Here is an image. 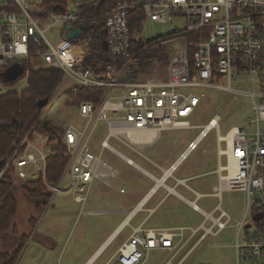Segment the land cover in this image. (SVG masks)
<instances>
[{"label": "built area", "instance_id": "2783aa9c", "mask_svg": "<svg viewBox=\"0 0 264 264\" xmlns=\"http://www.w3.org/2000/svg\"><path fill=\"white\" fill-rule=\"evenodd\" d=\"M131 15L142 18L135 35L143 31L146 22H182L183 26L174 30L170 40L161 41L163 48L178 37L194 35V39L185 41L178 50L171 48L166 66L155 65L149 71L150 76L124 81L122 78L129 73L136 56L131 52ZM82 23L77 9L53 14L41 11L37 1L0 0L2 73L9 68L21 69L23 63L31 65V61H40V68L62 71L73 83L70 88L104 89L97 104L83 101L76 106L77 120L61 133L67 161L57 184L46 181L45 162L52 154L48 148H57L59 142L49 143L48 136L37 132L35 127L3 163L0 176L11 168L18 182L41 180L49 192L45 210L52 205L54 196L61 193L69 194L81 207L80 214H95L98 212L84 211L94 181L108 186L117 176V172L101 160L103 151L133 165L131 159L109 145L110 138L138 153L150 137L155 139L164 130L199 129L177 160L167 170H162L161 178L155 180L164 185L208 133L215 130L220 161L219 185L213 188L210 196L220 198L222 191L232 190L246 194V211L237 223L233 242L235 264H264V0H113L103 21L105 52L110 58L124 59V62L99 68L97 74L84 67L87 54L80 42L82 36L71 41L66 38L67 26L79 30ZM246 74L257 84L256 92L243 93L234 89L233 77ZM27 82L28 72L14 87L19 86L17 91H22L27 88ZM197 89L222 90L247 97L251 116L246 120L252 131L233 127L222 136L218 115L206 125L196 126L193 122L195 112L203 96L193 92ZM100 122L107 124L108 134L100 142L101 150L97 156L91 151L90 139ZM221 158L225 159L223 166ZM230 158L232 175L228 169ZM65 180L67 186H64ZM175 181L193 193L195 200L205 196L186 185V181L176 178ZM189 205L204 216L201 225L134 230L105 264H145L149 252L156 250L172 252L175 258L202 231L183 254L181 264L201 241L208 235H218L230 222L220 204L210 213L200 209L195 201ZM256 216H259L258 220H255ZM208 222L209 226H206ZM173 258L166 264H171Z\"/></svg>", "mask_w": 264, "mask_h": 264}, {"label": "rangeland", "instance_id": "374dc122", "mask_svg": "<svg viewBox=\"0 0 264 264\" xmlns=\"http://www.w3.org/2000/svg\"><path fill=\"white\" fill-rule=\"evenodd\" d=\"M32 1H37L39 6L42 0ZM83 1L85 0H67V9L76 10ZM182 26L183 24L180 20H173L165 24L146 22L143 31L136 34L134 38L142 45L156 41L165 43L170 40L168 38L171 37L174 30H180ZM56 31L58 32V29ZM46 35L50 36V32H47ZM185 41L186 38L184 36L178 37L172 44H166L164 48L161 46V50L167 55L171 48L178 50L185 44ZM39 65L40 61H31V68H37ZM158 65L163 67L160 64ZM137 67V64L134 62L126 76L137 70ZM160 67L156 68L161 69ZM5 72L6 70H4ZM149 74L150 72L145 73L141 77L146 75L150 76ZM250 79L252 78L247 74L240 78L234 76L232 82L234 89L243 93L256 92L257 84ZM72 86V81L64 77L47 107L41 112L40 122H47L49 126H52L58 131H55L57 135L64 132L69 124L77 120V108L66 104V99L63 94ZM18 87L7 88L0 84V94L17 91ZM193 92L198 95H203L201 104L195 112L193 122L196 126L206 125L212 117L218 115L220 117L219 133L222 136L233 127L243 128L245 132L252 131L248 127L246 120L251 116L249 99L247 97L243 95L234 96L222 90L197 89L193 90ZM198 132L199 129L162 131L153 148V151L157 154V159L154 160L170 161L176 159L186 148L187 144L195 138ZM107 134V124L104 122L98 123L90 139L91 151L95 155H99L101 150L100 142ZM216 138V131H210L199 143L197 149L182 163L177 172L179 175L182 173L198 175L188 185L194 191L205 196L195 200L193 193L187 190L178 188L176 191L187 201H195V204L206 213L212 212L220 204L221 208L230 217V222L218 235H208L201 241L183 264H235L233 242L237 223L242 220L246 211V194L241 191L232 190L222 191L220 198L210 196L213 188L219 185L216 172L218 170ZM108 143L121 154L130 158L140 166L145 167V161L131 152L132 150L129 151L130 149H126L127 147L120 142L110 138ZM52 149L48 148V151L53 154L55 151ZM101 160L117 172L116 178L108 185H111L110 188L113 190L112 194L108 193L110 196L109 200L113 204L110 206L100 204L106 197L102 190V187L106 186H103L102 183L95 180L84 211L98 213L80 214L81 207L72 201L69 194L61 193L54 196L52 205L47 210L44 207L42 212L38 213L35 209L34 201L26 195L25 189L18 187L21 186L19 182H15L16 187L14 193L19 204V210L13 222L16 231L14 234L9 232L0 238V250L13 252L19 246L20 239L26 237V243L18 255L15 264H79L84 260L85 255L94 248L95 244L103 241L124 217L122 214L110 211L117 208L132 207L127 204L131 185L122 180L126 171H128L126 165L120 158L107 150L101 154ZM221 163V166H223L225 163L224 158H221ZM144 181L147 183L150 182L146 178L143 180V183ZM170 183L168 182V184ZM67 185V180H65L64 186ZM120 187L126 189L127 194H119L118 189ZM180 206L181 212L186 220L184 222L185 225L197 227L204 222V216L201 213L189 209L188 205L184 202ZM103 210L107 212L101 213ZM163 219V214L154 216L145 227H149L155 222L160 223ZM30 220L36 221L33 227L29 223ZM139 222L140 215L131 222V225L125 227L120 235L111 242L93 264H105L132 233L131 226ZM206 226H209V222ZM249 230L250 232L254 231ZM201 233L202 231L197 234V237L191 242L190 246L197 240ZM189 247L174 258L171 264H177ZM170 256L167 252L151 251L148 254L145 264H166Z\"/></svg>", "mask_w": 264, "mask_h": 264}, {"label": "trees", "instance_id": "16d2710c", "mask_svg": "<svg viewBox=\"0 0 264 264\" xmlns=\"http://www.w3.org/2000/svg\"><path fill=\"white\" fill-rule=\"evenodd\" d=\"M112 1L85 0L77 8V14L83 20L82 24L85 26L80 39L87 54L84 67L91 68L95 74L98 73L99 68L101 70L115 62L118 65L124 62V59L110 58L103 49V43L106 39L103 21L106 12L112 5ZM38 8L43 12L63 14L67 11V0H42ZM141 20V16L131 15V52L132 54L136 53L134 62L138 67L130 75L123 77L122 80L124 81H137L143 74L148 73L156 63L166 66L168 62V56L161 50L160 41L142 45L135 40L134 36L138 31ZM185 38L186 42L191 41L194 39V35H188ZM141 48L144 49L138 52ZM21 70L20 76L13 81H5L2 71H0V82L7 88L14 87L21 77L28 72L26 89L19 92L10 91L0 94V164L8 161L16 147L35 127L34 129L37 132L49 137V143L54 140L59 142L57 148L52 149L56 154L49 155L45 162L46 181L50 184H57L67 161L64 156L65 148L61 145V133L57 135L52 126L45 127L40 122V116L62 83L64 74L62 71L53 69H33L29 62L23 63ZM103 92V88L73 87L63 94L66 104L77 106L83 101H91L97 104ZM15 182L18 181L14 179V172L11 168H8L0 176V238L9 232L14 234L16 231L13 222L18 213L19 204L14 193ZM19 185L21 186L18 187L25 189L26 195L34 201L36 211L41 213L49 198V192L43 182L41 180L25 181L19 182ZM29 223L33 227L36 221L30 220ZM25 243L26 237H22L15 251L0 250V264H15Z\"/></svg>", "mask_w": 264, "mask_h": 264}, {"label": "crops", "instance_id": "0c3cea01", "mask_svg": "<svg viewBox=\"0 0 264 264\" xmlns=\"http://www.w3.org/2000/svg\"><path fill=\"white\" fill-rule=\"evenodd\" d=\"M37 68H40V67L38 66ZM37 68H33V69H37ZM3 75H4V72H3ZM0 84L3 85L2 82H0ZM43 124H44V126L45 125L47 127L49 126L47 122L43 123ZM55 131H57V130L55 129ZM160 133H158L156 135V138L153 139L149 144L147 143V144L141 146L138 153L131 151L125 147L129 151L135 153L140 159L144 160L145 161L144 162L145 167L140 166L139 164L135 163L133 160H132L133 165H127L122 158L117 156L118 158H120L124 162V164L126 165V167L128 169V171H126V174L123 176L122 180H124L125 182L129 183V185H131L130 194L128 197V203L127 204L129 206L131 205L132 207H130V208L125 207L123 209L117 208V209H113L112 211H110V212H117V214H122V215H124V217L120 220V222L116 225V227L109 233V235L103 239V241L95 244L94 248L89 253H87L85 255L84 260H82L79 264H93L98 259V257L107 249V247L111 244V242L116 237H118V235H120V233L125 229V227L127 225H131V222L134 221L135 218L139 215H140V222L134 226H131L133 231L137 230V229H140L142 231H146V230L176 229V228H180V227H183V228L189 227V225H185V223H184L186 220H185V217L183 216V214L181 212L180 204L181 203L183 204V202H184L185 204L188 205L189 209H192V208L189 205V202L185 201L186 199L183 200L182 198H184V197L181 196L176 191V189H178V188H182L184 190H187V189L184 187L183 184L177 183L175 181V178L178 180L186 181L185 184L188 185V183L191 180L197 178L198 175H188V174H183V173L179 175L177 172H178L180 166L182 165L181 164L178 166L176 171L173 173L172 177L165 180L164 185H161L160 183H157L155 181V180H158L161 178L162 170H167L178 158L177 157L176 159L170 160V161H161V160L155 161L154 160V159H157V154L153 151V148H154L155 143L159 139ZM118 153H120V152H118ZM147 154H149V156H147ZM121 155H123V154H121ZM123 156H125V155H123ZM217 158H218V156H217ZM219 163H220V161L218 159V164ZM129 169H131V170H129ZM145 178L148 179L151 183L150 182L147 183L146 181H144V183H143V180H145ZM168 182H171V183L168 184ZM110 186L102 187L103 188L102 190L106 196L104 198V201H102L100 203L102 205H109L110 206L111 204H113V202H111L109 200L110 196L108 195V193H110V194L113 193V190L110 188ZM121 190H123V193L120 192ZM118 192H119V194H122V195L127 194L126 189H124L122 187H120L118 189ZM199 194H201V193H199ZM202 195H204V194H202ZM103 212H107V211L106 210L101 211V213H103ZM161 214L164 215V219L160 223L155 222V223H153V225H151L149 227H145V225L150 221V219H152L154 216H158ZM114 234H115V236L108 243L109 239ZM187 247L188 246H186L184 248V250ZM156 251H159V250H156ZM163 252H167V251H163ZM167 253H169L171 255L169 260L171 258H173L172 252H167ZM181 259L179 260V262L181 261ZM179 262L177 264H179ZM183 262L181 264H183ZM111 263L116 264L115 262H111Z\"/></svg>", "mask_w": 264, "mask_h": 264}, {"label": "water", "instance_id": "95a60500", "mask_svg": "<svg viewBox=\"0 0 264 264\" xmlns=\"http://www.w3.org/2000/svg\"><path fill=\"white\" fill-rule=\"evenodd\" d=\"M85 30V26L82 25L79 30H73L71 26L66 27L67 33V40H75L79 39L82 36V31ZM103 49L104 51L106 50V43H103ZM22 70L19 68H9L5 73H4V80L5 81H13L15 80L18 76H20ZM3 165V163L0 164V167ZM259 216L255 217V220H258ZM115 234L109 239L108 243L113 239Z\"/></svg>", "mask_w": 264, "mask_h": 264}, {"label": "bare ground", "instance_id": "6f19581e", "mask_svg": "<svg viewBox=\"0 0 264 264\" xmlns=\"http://www.w3.org/2000/svg\"><path fill=\"white\" fill-rule=\"evenodd\" d=\"M129 136H130V137H133L132 134H130ZM230 138H231V135L229 134L228 137H227V140H228L229 144H230ZM152 140H153V139L150 137V138L147 140L146 143L149 144ZM228 169L230 170V173H231V175H232V174H233V161H232L231 158L229 159V166H228Z\"/></svg>", "mask_w": 264, "mask_h": 264}]
</instances>
